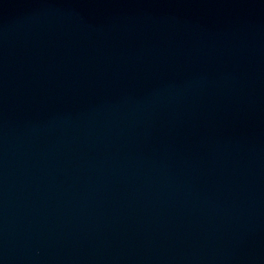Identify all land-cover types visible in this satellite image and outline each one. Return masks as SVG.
Returning <instances> with one entry per match:
<instances>
[{
	"label": "water",
	"instance_id": "obj_1",
	"mask_svg": "<svg viewBox=\"0 0 264 264\" xmlns=\"http://www.w3.org/2000/svg\"><path fill=\"white\" fill-rule=\"evenodd\" d=\"M0 264H264V0H0Z\"/></svg>",
	"mask_w": 264,
	"mask_h": 264
}]
</instances>
